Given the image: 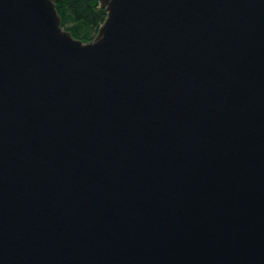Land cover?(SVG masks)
<instances>
[{"label":"water","instance_id":"95a60500","mask_svg":"<svg viewBox=\"0 0 264 264\" xmlns=\"http://www.w3.org/2000/svg\"><path fill=\"white\" fill-rule=\"evenodd\" d=\"M0 0V264H264V0Z\"/></svg>","mask_w":264,"mask_h":264},{"label":"trees","instance_id":"16d2710c","mask_svg":"<svg viewBox=\"0 0 264 264\" xmlns=\"http://www.w3.org/2000/svg\"><path fill=\"white\" fill-rule=\"evenodd\" d=\"M55 9L61 26L73 37L83 41L96 36L99 26L106 17L98 0H57Z\"/></svg>","mask_w":264,"mask_h":264}]
</instances>
